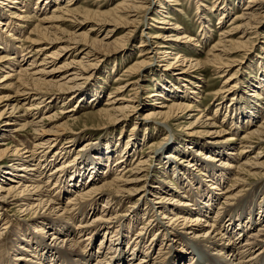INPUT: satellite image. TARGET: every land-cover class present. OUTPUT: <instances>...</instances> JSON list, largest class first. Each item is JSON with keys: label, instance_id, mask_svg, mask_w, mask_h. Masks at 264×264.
<instances>
[{"label": "bare ground", "instance_id": "bare-ground-1", "mask_svg": "<svg viewBox=\"0 0 264 264\" xmlns=\"http://www.w3.org/2000/svg\"><path fill=\"white\" fill-rule=\"evenodd\" d=\"M3 1L8 4L12 3L13 5L24 4L22 7L24 9H28L31 4L30 1L26 2V0ZM59 1L60 0H40L32 6L33 8H31L32 11H30V14H32L33 9L40 12L41 9L43 10L47 8L53 2L56 4L54 7L56 8L55 11H58L60 9L59 5H61L57 3ZM127 1L129 4H125L126 1L119 3L116 9H114L113 14L108 15L107 13H104L106 15V19H100L96 25L101 26L103 24L112 23L111 25L114 28L121 25H130L133 27L139 25L141 20H129L128 17H133V13H136L135 15H138L139 13L144 14L147 8L151 5L152 0ZM158 1V8L163 9L164 7L162 6V2H172L168 0ZM238 1V3L241 2V0ZM42 5H44L43 8ZM205 7L206 6L203 3L198 0L196 1V11L200 13L198 18L200 19L199 22L202 25L209 21L207 17H204L208 11L219 13L221 22L231 13V9L228 4L224 3L223 0H215L213 5L207 11L206 9L204 10ZM20 12L23 14V9ZM65 13H68V11L66 10ZM157 13L160 16H163L161 14V10L159 12L157 11ZM10 14L12 15L9 19L14 18V13L10 12ZM97 14H94V17L101 16ZM263 15L264 0H246L244 7L241 9V13L239 15H233V23L230 25L231 29L219 31L220 33L222 31L220 36L225 37H221L217 44L212 46V50H217L216 47H220L221 50L218 51L216 55H213L211 59H207L203 62H198L195 58L189 59L182 55L181 51L172 53L175 50L173 49L175 48V43H183L187 46L193 43L192 39H188L189 36L184 35L182 37V35H178V31L181 30V28L175 23L170 24V28L174 33L173 38L170 37L171 40L169 39L171 44L168 45L166 43L159 42L156 43V45L158 49H166L163 54L167 57V59L170 60L171 56L173 57L172 60L176 61H174L177 66L173 70V77L177 78V81L179 82H186L189 79L190 72L193 70V63L194 65L201 64L202 67L207 64L212 68L217 67L222 69L220 77L223 78L224 74L227 72V70L224 71V69L227 68V62H229L228 60L230 57L228 56H230V53L237 47L244 45L246 41L250 40V35L254 34L252 32L254 31V25L257 24V20H259ZM169 18L171 19V17L166 14L159 19V21H157V24L164 25V19ZM54 19H57V17H54V14H51L50 17H45V19L37 22L33 28V34L37 35V39L27 38L28 41L31 43H35L39 40L53 41L55 38L51 39L48 30L45 27H42L41 24L42 22ZM150 20L156 22L154 18H150ZM1 24L2 13L0 12V26H2ZM10 24L12 25V23ZM230 26H228V28ZM8 27L10 28L11 26ZM7 32L12 33V29ZM128 34L130 33L127 32V35ZM235 34L241 35L239 39L243 38L244 40L246 35H249V38L246 41L239 40L237 42H234L233 40H225ZM86 36L88 37V35ZM126 36L122 37L121 40H119L120 43L115 46L119 50L120 47L122 48L124 46V39ZM159 36L148 35L146 37L144 42L146 43L147 50L151 48V39L162 38V36ZM164 37H166V35ZM199 37L201 40L209 39V35L206 31H202L199 34ZM1 39H3L2 36H0V42H3L4 39ZM70 40H75V38H71ZM198 40L191 46L198 47V43L200 42ZM82 41L84 44L89 45L87 47L88 50H85V55L87 57L95 58L96 50L94 49L96 48L94 45H98L99 41H94L91 38L87 39L86 37ZM101 43L102 41H100V44ZM100 47L102 46H99L98 49ZM68 48V44L63 47V49L66 50ZM41 52L42 51L40 50L36 54ZM152 53L154 52L146 51L142 58H144L145 55H151ZM14 54L16 55V53ZM22 55V60L20 61H14L13 56L8 58L0 57V65L4 64L2 63L3 61H7V66L8 64L10 67L17 65L18 69H20V71L16 73V70L14 71L10 68L11 70L8 71L6 77H3L2 80H0L1 82H4L5 80L10 79L12 75H9V73L14 72L16 76L15 78L20 82V84L13 91V97L10 95L0 96V103L3 104H1L3 108L0 110V125L3 124L5 127V130H0V135L3 137L12 136L13 138V136H16L19 131L24 132L25 128L29 127L33 129L35 135H37L38 142L33 143L31 147H29V145L25 147L23 149L24 152L22 153L14 151L13 155L8 153L5 148L0 150V157L4 155L11 157L9 158L11 160H8L9 163H13L0 169V221H2L0 224V264H264V220L262 221L264 205L260 206L254 203V200L260 196L261 191L259 188L255 187L248 196L244 199L241 198V195L246 191V189L244 190L245 181L242 175L252 176L257 174V176L264 177V163L256 162V158L260 157V155L250 157L243 162H239L240 156L236 157L233 152L236 147L233 143L231 146H222L225 149L227 148V152L225 153L222 152L224 151L221 150L223 149L222 147H212L213 145H207L206 148H198V151H193L195 158L202 156L203 152L206 151L205 159H210L214 156L217 157L214 161H219L218 165L211 164L210 161L204 160L203 163L205 165H202V163L199 162L200 160L197 161L199 162L197 164H190L189 162L186 163L184 160L181 161V164L186 163L189 168L191 167V169L195 167L193 171H196L197 168H201L203 166L206 170V174L199 173L201 176H196L197 178L199 177L197 182L199 183L198 185L201 186H199L201 191L198 194H194L196 195L195 200L191 197L188 199L185 195L181 196L173 184V188H169V191L168 189L164 190V185H162V183H159L158 185H153L154 183L152 185H148L147 179L150 165L143 160L137 162V165L134 168L127 166L126 163L128 161H126V157L128 156V151L119 153L122 160L119 161L121 166H119L116 171H119L120 173L115 175L113 179H110V170H108V166L101 170V172H98V168L100 166L98 160L101 158L96 157V155H98L99 152H91L87 160H84L85 154H83L81 157L83 162L77 163L75 172L70 174L69 183L65 184L63 181L64 175L69 169L68 167H64L65 163H61L60 165L54 164L58 158H55L53 163L51 161H46V154L52 147L53 142L58 139L53 138L57 137V135L53 134L56 132L58 133L59 130H55L54 132L50 130H42L41 126H37V123L41 121H36L35 118H32L34 114L28 113L26 110L36 112L37 104L46 102L43 97H46L48 88L47 90L43 89L44 85H46V87L57 88L60 91H65L67 93L73 92L71 91L73 86L65 87L66 83L52 84L46 81L48 78L52 77V74L55 73L56 69L44 72L43 66H46L49 63L48 59L57 56V53L53 52L50 56L42 60L36 67H40L42 69L36 70V72L34 71V73L29 75L26 74L27 70H21V65H19L28 60V58L25 59L26 54L24 56ZM180 58L183 59L180 60ZM191 61H193L192 64ZM31 64L36 65L34 60L31 61ZM69 65L70 63H65L59 68H66ZM75 65L78 67L77 72H75V74L70 73L68 75H75L72 76V79H69V81L71 80L72 82L75 77L77 78V76L81 75L78 72H82L90 64H84L83 62L78 61ZM145 65L146 58L140 62H135V64L131 68L124 71V73H128L126 76L136 73L139 74L138 72L142 71ZM170 65L171 64H168V66ZM2 66H0V68ZM2 68L0 69V72H3ZM1 77L2 76H0V79ZM63 79L64 77H61L60 80ZM259 81L260 82L257 83V86L255 85L251 87L252 90L249 95L251 100L258 101L261 99L260 95L264 92V73L261 78H259ZM132 84L134 85L136 83ZM188 84L193 85V87L197 86L191 79H189ZM172 86L173 85H171V87ZM118 90H120V88L116 89V91ZM133 91L136 90L133 89ZM226 92H231V90H226ZM133 94L135 95L136 93ZM192 94L198 95L195 91ZM151 96L156 95L153 93L149 95V97ZM172 96L173 98L177 97L175 95ZM168 97L169 96L163 94V96L159 98H162L165 102H170ZM66 98L70 99L71 96L61 94L58 99L64 103L67 102ZM179 98L181 99V97ZM19 99H24L21 106L17 103ZM121 100L122 98L115 99L116 102ZM175 101L180 100H176L175 98L174 101L172 100L171 105L159 102L161 104H159L160 107L157 106L154 110L151 109L147 111L145 113V118L151 116L152 119H154L153 124L156 127L155 129H166V122L169 120L172 122L174 120L178 121L183 118L182 114H186L190 112V110L192 111L194 109V111L198 112V115L197 117L195 115H190V118L195 120L189 123V127L204 129L199 131H204V134H207L208 130L215 136H222V134H224L222 130H215L217 126L215 127L214 122H212L213 118L200 120V115L202 117L203 113L200 109H198V107H195L192 104H182L181 102L176 103ZM193 102L195 101H192L191 103ZM129 103L131 104L116 103V105H118L117 107L110 106V108L99 111V114L115 121L118 118L125 116L127 111H135L140 106L139 100H131ZM112 104L113 103H111V105ZM155 104L156 103L153 102V106ZM25 105L28 106V108L22 109V106ZM71 112L73 111H68L67 113ZM245 112L247 113L246 116L248 117L250 124L254 123L257 118L255 111L252 109L251 111L246 109ZM178 114H181V116H178ZM52 117L53 116H49L47 118L49 120L52 119ZM55 117L56 116H54V118ZM70 117L72 118L73 114ZM258 125L259 127H257ZM234 126H236V124H234ZM257 126V128H255L251 133L247 131L249 135L247 137L245 135L243 138L244 140L241 142L243 146H240L241 148H248L249 150L250 147H253L252 143L254 140H256L255 143L258 145L262 143L264 145V117L261 119L259 124H257ZM236 128L238 129V127ZM52 135L53 137H51ZM232 140L234 139H227V141L230 142H232ZM195 144L199 145L200 143L196 142ZM2 145L5 146L7 143H4L1 140L0 147ZM162 148L163 146L161 149ZM84 149H81L80 151ZM187 149L190 151L189 147ZM246 152L247 149L242 154L244 155ZM61 153L62 151L59 152L56 150L53 152V156ZM160 153L161 152L157 151L156 155ZM259 154L262 155L263 153L261 152ZM234 155L236 158L231 157ZM227 157L228 159L226 160ZM224 158L225 160H223ZM168 160L172 163V161L176 160V158L169 157ZM49 167L50 169L47 170ZM173 169L174 180L177 182V180H181L180 176L182 173L179 170V166H176V169ZM224 169L233 172L235 171L233 169H236V179L232 181L231 177L234 176V174L228 175V173L224 172ZM162 173L163 172H161V174ZM228 177L230 179V185L225 186L224 184ZM84 178L87 180H84ZM201 183L203 185H201ZM187 184L190 189L193 187L190 181H188ZM72 189H75L76 191L69 196ZM155 190L160 192L152 193ZM55 192L57 195L61 193L69 197L66 199L65 203H57L58 201L54 199L55 196L52 197V193ZM147 194L151 195V198L154 196V198L146 200L145 197ZM102 197L104 201L102 202V207L98 210L95 206ZM133 199H135V202H133L130 209H127L124 214L121 213L120 210L113 212L114 208H112V204L113 206L116 205V208H121L123 205L120 203H131ZM220 199H222L221 203H218ZM137 201L139 204L142 203L146 206L148 218L143 224H141L142 228L132 232L130 228L126 229L127 226H124L127 225L126 223L133 218L136 220L140 219L137 217V213L140 211L137 209L140 205L136 206ZM11 206L16 207L18 212H22L27 218V222L28 220L30 221L27 223L28 225L26 224L20 229L18 226L19 233L13 231L14 238H9L7 244L5 237L2 235L10 231L12 226L15 224V221H10L7 218V212ZM86 207L87 210H85ZM94 212H96L95 215ZM259 212H261V215L258 214ZM87 213H91V217L88 220V217L85 216L88 215ZM119 216L123 217L118 218ZM123 228L124 230H122ZM3 230H5V232L1 233ZM244 235L245 240L241 242L240 239ZM108 236L109 240H107ZM149 236H152L151 239H148ZM99 237V243L96 244ZM111 240L116 242V244H121L123 246H120L118 249ZM124 245L126 246L125 248ZM195 258H197V260ZM194 261L195 263H193Z\"/></svg>", "mask_w": 264, "mask_h": 264}, {"label": "rangeland", "instance_id": "rangeland-1", "mask_svg": "<svg viewBox=\"0 0 264 264\" xmlns=\"http://www.w3.org/2000/svg\"><path fill=\"white\" fill-rule=\"evenodd\" d=\"M29 1L31 3L28 7L29 10L27 8H25V10L22 8L24 4L13 5L12 3L8 4L5 1L0 0V12L2 13L0 36L4 39H1L3 42H0V57L8 58L13 56L14 61H20L22 60L21 55L23 54L22 56H24L26 54L25 59L28 58V60L19 65H21V70L26 69V74L29 75L34 73V71L36 72V70L42 69L40 67L36 68L42 60L50 56L53 52L57 53V56L48 59L49 63L46 66H43L44 72L56 69L55 73L52 74V77L48 78L46 81L52 84L66 83L65 87L73 86L71 90L73 92L68 91L69 93H67L65 91H60L57 88L46 87V85H44L43 89L47 90L48 88L46 97H43L46 102L37 104L36 112L31 110H26V112L34 114L32 118H35L36 121H41L37 123V126H41L42 130H50L52 132L59 130L58 133L56 132L57 134H53L57 135V137H53V135L51 136L58 139L53 142L52 147L46 154V161H51L53 163V160L58 158L54 164L60 165L61 163H65L64 167L69 168L67 173L64 175L63 181L65 184L69 183L70 174L75 172L77 163L83 162V159H81L83 154H85L84 160H87L91 152H99V154L96 155V157L101 158L98 160L100 163L98 172H101V170L108 166V170H110V179H113L115 175L120 173L119 171H116L118 167L121 166L119 161L122 160V158L119 156V153L128 151V156L126 157V161H128L126 163L127 166L134 168L136 167L137 162L143 160L150 165V168L148 169V185H152L153 183V185H158L159 183H162V185H164V190L168 189L169 191V188H173V184L181 196L185 195L188 199L191 197L195 200L196 195L194 194H198L201 191V186L198 185L199 183L197 182L199 177L197 178L196 176H201V173L206 174V170L203 166L201 168H197L196 171H193L195 167L191 169V167L189 168L186 163L189 162L190 164H197L201 162L202 165H205L203 163L204 161H210L211 164H219V161H214L217 157L213 156L210 159H205L206 151L203 152L202 156L195 158L193 151H198V148H206L207 145H213L212 147L221 148L223 145L231 146L233 143L236 145L233 152L236 157L240 156L239 162H243L250 157L260 155V157L256 158L257 161H255L264 163L263 143L258 145L255 143L256 140H254L252 143L253 147H250L249 150L246 148L247 152L246 154L244 153V155L242 153L246 149L241 148L243 146L241 142H243L245 135L247 137L249 135L248 132L251 133L255 128L259 127L257 124H259L261 119L264 117V92H262V95H260L261 99L258 101L251 100L249 97L250 91L252 90L251 87L258 85L257 83L260 82L259 78H261L264 73V15L257 20V24L254 25V31H252L254 34L250 35L249 41H246L249 38V35H246L243 40V38L239 39L241 36L239 34H235L225 39L226 41L233 40L234 42L241 40L246 41V43L237 47L230 53V56H228L230 57L228 60L229 62H227V68L224 69V71L227 70V72H223L225 73L223 78L220 77L222 69L217 67L212 68L207 64L203 67L201 64H199L200 66L194 65L193 61H191V64L193 63V70L190 72L189 79L197 85L195 87L188 84L189 79L186 82H179L177 81V78L173 77V70L177 66L175 63L176 61L174 60V62L172 60L173 57L171 56L170 60L167 59V57L163 54L166 49H158L156 45V43L159 42H163L168 45L171 44L170 40L173 38L174 33L170 28V24L175 23L181 28V30L178 31V35H182V37L184 35L189 36L188 39L193 40L192 44H195L198 39L200 42L198 43V47H193L191 46L192 44L187 46L183 43H175V48H173L175 50L172 53L181 51L182 55L189 59L195 58L198 62L211 59L213 55H216L218 51L221 50L220 47H216L217 50H212V46L216 45L221 37H225L220 36L222 31L221 33L219 31L231 29L230 25L233 23V15H239L241 13V9L244 7L246 0H241L240 3H238V0H223V2L228 4L231 9L229 16L221 22L219 13L208 11L204 17H207L209 21L204 25L199 22L200 19L198 18V15L200 13L196 11L197 0H168L172 2H162L164 9L158 8V0H152L151 5L147 8L144 14L139 13L138 15H135L136 13H133V17H128L129 20H141L139 25H136V27L121 25L116 28L111 25L112 23L103 24L101 26L96 24H98L100 19H106V15L104 13H107L108 15L113 14L114 9H116L119 3L126 1L125 4H129L127 0H60L57 2L61 4L59 5L60 9L58 11H55L56 8L54 7L56 4L53 2L47 8L43 10L41 9L40 12L33 9L32 14H30V11H32L31 8H33L32 6L40 0H26V2ZM198 1L206 6L204 10L206 9L207 11L213 5L215 0ZM43 7L44 5H42V8ZM22 9L24 11L23 14L20 12ZM66 10L68 13H65ZM160 10L163 16L167 14L171 17V19H164V25L157 24V21L163 17L157 13V11L159 12ZM10 12L14 13V18L12 19H9L12 15ZM97 13L101 16L94 17V14ZM51 14H54V17H57V19L42 22L41 26L48 30L51 39H55H53V41L39 40L35 43L29 42L27 38L37 39V35L33 34V28L36 23L45 19V17H50ZM150 18H154L156 22L151 21ZM9 22L12 23V25ZM8 26L11 27L9 28ZM204 26L207 27L205 28ZM228 26L230 27L228 28ZM11 29L12 33L7 32ZM202 31H206L209 35V39L201 40L199 34ZM127 32L130 34L127 35ZM86 35H88V37ZM148 35L157 37L159 35V37L162 36L160 39H151L152 45L149 50L146 49L147 46L144 42ZM165 35L166 37H164ZM125 36L124 46L122 48L120 47L119 50L115 46L118 45L120 43L119 40ZM85 37L87 39L91 38L94 41H99L98 45H94L96 48L94 49L96 50L95 58L87 57L85 55V50H88L87 47L89 46L88 44H84L82 41ZM71 38H75V40H70ZM100 41H102L101 44ZM66 44H68L69 47L67 50L63 49ZM99 46L102 47L98 49ZM40 50L42 52L36 54ZM146 51H153L154 53L144 56V58H146V65L144 69L138 72L139 74L136 73L126 76L128 73H124V71L131 68L135 62L137 63L142 61L144 59L142 57ZM14 53H16V55ZM182 59L183 58H180V60ZM32 60L35 61L36 65L31 64ZM78 61L90 65L82 72H78L81 75L77 76V78L75 77L73 82L71 80L69 81V79H72V76L75 75H68L70 73L75 74V72H77L78 67L75 64ZM2 63L5 65H0H3V68L1 67L3 72H0V76H2L0 80H2L3 77H6L8 71L11 69L14 71L16 70V73L20 71L17 65L10 67L9 64L7 66V61H3ZM65 63H70V65L66 68H59ZM168 64H171L172 66H168ZM9 75H12L10 79L5 80L4 82L0 81V96L10 95L13 97L14 89L20 84V82L15 78L16 76L14 72H10ZM61 77H64V79L60 80ZM132 83L136 84L133 85ZM171 85L173 86L171 87ZM117 88H120V90L116 91ZM133 89L136 91H133ZM229 89L231 92L227 93L226 90ZM194 91L195 93H198V95L192 94ZM133 93L136 94L134 95ZM153 93L156 96L149 97V95ZM61 94L71 96V98H66L67 102L62 103L63 101L58 99ZM163 94L169 96L168 98L170 99V102H165V100L159 98L163 96ZM172 95L177 96H174L176 100H180L175 101L176 103L181 102L182 104H192L193 106L198 107V109H200L203 113L202 117L200 115V120L213 118L212 122H214L215 127L217 126L215 130H222L224 134H222V136H215L211 134L209 130L207 134H204V131L199 132L204 129L189 127V123L195 120L191 119L190 115H195L196 117L198 115V112L194 111V109L192 111L190 110V112L186 114H182L183 118L178 121L174 120L172 122L169 120L166 122V129H155L156 127L153 124L154 119H152L151 116L145 118V113L151 109L154 110L157 106L160 107L161 102L166 105H171L172 100H175ZM179 97H181V99ZM116 98H122V100L116 102ZM131 100H139L140 106L135 111H127V114L123 116L124 118L121 117L113 121L99 114V111L110 108V106L117 107L118 105H116V103L131 104L129 103ZM191 100L195 102L191 103ZM23 102L24 99H19L17 103L21 106ZM153 102L156 103L154 106ZM111 103L113 104L111 105ZM1 104L2 103H0V110L3 108V104ZM24 108H28V106H22V109ZM246 109L250 111L252 109L257 114L255 122L251 123L252 125L246 116ZM68 111L73 112L67 113ZM72 114L73 117L71 118L70 116ZM49 116H53L52 119L48 120L47 117ZM54 116L56 117L54 118ZM178 116H181V114H178ZM234 124H236V126H234ZM236 127H238V129ZM0 130H5L3 124L0 125ZM228 138H233L234 140L230 142L227 141ZM1 140L4 143H7V145H2L0 150L5 148L8 153L13 155L14 151L22 153L24 152L23 149L25 147L28 145L31 147L33 143L38 142V137L35 135L33 129L27 127L24 132L19 131V133H17L16 136L14 135L13 138L12 136L3 137L0 135V141ZM194 142H199L200 144L196 145ZM162 146L163 148L161 149ZM188 147L190 148V151L187 149ZM81 149L84 150L80 151ZM56 150L59 152L62 151V153L58 154L59 156H53V152ZM221 150H224L222 151L224 153L227 152V148H223ZM157 151L161 153L156 155ZM261 152L263 153L262 155L259 154ZM235 155L231 157L236 158ZM7 157L8 156L6 155L0 157V169L7 167L9 164H13L9 163V160H11L9 158L11 157ZM169 157H174L176 160H173L171 163V161L168 160ZM227 159L228 157L226 160ZM183 160L186 163L181 164V161ZM198 160L200 161L197 162ZM223 160H225V158ZM234 160L237 161L236 159ZM176 166H179V170L182 173L180 176L181 180H179L180 182L178 180L177 182L174 180L173 168L176 169ZM49 169L50 167L47 168V170ZM233 170H235V173L224 169V172L228 173V175L234 174V176L231 177L232 181L236 179V169ZM161 172L163 173L161 174ZM242 177L245 181L244 190L246 189V191L241 195V198L244 199L251 193L252 189L257 187L261 193L260 196L254 200V203L260 206L264 205V177L257 176V174L252 176L242 175ZM86 178H84V180H87ZM188 181H190L193 186L191 189L188 187ZM229 181L230 179L228 177L224 185L229 186ZM201 185L203 184L201 183ZM75 191V189H72L69 196H71ZM157 192L160 191L155 190L152 193ZM52 194V197L55 196L54 199H56V201H58L57 203L60 204L65 203L66 199L69 197L61 193L57 195L56 192ZM149 198H151V195L147 194L145 199L148 200ZM153 198L154 196H152L151 199ZM221 200L222 199H220L218 203H221ZM103 201L104 199L102 197L96 203L95 207L98 210L102 207ZM133 202H135V199H133L131 203H120L123 205L121 208H116V205L113 206L112 204V208H114L113 212L120 210L121 213L124 214L127 209H130ZM136 206H139L137 209L138 211L140 210L137 213V217L142 220H136L133 218L126 223L127 225L124 224V227L127 226L126 229L130 228L132 232L142 228L141 224H143L148 218L146 206L142 203L139 204L138 201L136 202ZM85 210H87V207ZM7 213V218L10 221H15L12 229L8 231L10 233L7 232L2 235L5 237V241L8 244L9 238L13 237V231L19 233L18 226L20 229L22 226L29 223L30 220L27 222V218L24 214L22 212H18V209L14 206H11ZM87 214L88 215L85 216L88 217V220L91 217V213ZM95 214L96 212H94V215ZM258 214L261 215V212ZM263 215L262 221L264 220ZM122 217L123 216H119L118 218ZM1 223L2 221H0V224ZM122 230H124V228ZM4 232L5 230L1 233ZM151 237L152 236H149L148 239H151ZM99 239L100 237L98 238L96 244L99 243ZM107 240H109V236L107 237ZM240 240L241 242L244 241L245 235L242 236ZM114 245H116L118 249L120 246H123L121 244H116V242H114ZM125 247L126 246L124 245V248ZM195 259L197 260V258ZM193 263H195V261Z\"/></svg>", "mask_w": 264, "mask_h": 264}]
</instances>
